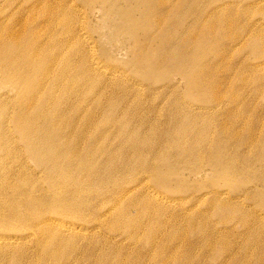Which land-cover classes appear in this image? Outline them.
<instances>
[{
    "label": "rangeland",
    "instance_id": "1",
    "mask_svg": "<svg viewBox=\"0 0 264 264\" xmlns=\"http://www.w3.org/2000/svg\"><path fill=\"white\" fill-rule=\"evenodd\" d=\"M66 1L0 0V264H264V0ZM17 123L90 149L81 192Z\"/></svg>",
    "mask_w": 264,
    "mask_h": 264
},
{
    "label": "bare ground",
    "instance_id": "2",
    "mask_svg": "<svg viewBox=\"0 0 264 264\" xmlns=\"http://www.w3.org/2000/svg\"><path fill=\"white\" fill-rule=\"evenodd\" d=\"M64 2H67L66 0H63ZM75 1V0H74ZM131 31V30H130ZM250 44V43H249ZM257 44V43H256ZM140 53V52H139ZM170 55V54H169ZM164 56H166V55H164ZM178 57H179V55H178ZM199 67V66H198ZM198 79V78H197ZM199 80V79H198ZM196 82V81H195ZM193 84V82H191V85ZM196 84V83H195ZM193 87H196V86H193ZM35 89L34 88H31V89H29V91H34ZM204 92V91H203ZM202 92V93H203ZM96 103V102H95ZM92 105V104H91ZM94 105V104H93ZM93 105H92V107H93ZM95 106H97L96 104H95ZM90 107V106H89ZM91 110V109H90ZM87 111L89 112V110H88V108H87ZM101 111V110H100ZM88 112L86 113V115L88 114ZM96 113H97V111H96ZM106 113V112H105ZM108 114V113H107ZM94 115H96V114H94ZM106 115V114H105ZM109 115V114H108ZM20 116H17V119L19 118ZM94 117V116H93ZM93 117L91 116V119H93ZM109 117V116H108ZM111 117H112V115H111ZM105 118H106V116H105ZM33 119H34V116H32V117H30V121H33ZM90 120V119H89ZM103 120H105V121H107V119H102V121ZM94 121V120H93ZM101 121V120H100ZM104 121V122H105ZM92 122V121H91ZM96 122V121H95ZM95 122H92V125H93V123H94V125H95ZM109 123H111V121L109 122ZM116 123V122H115ZM91 124V123H90ZM104 124V123H103ZM105 124H106V122H105ZM114 124V123H113ZM117 124V123H116ZM86 125V124H85ZM89 125V124H88ZM93 125V126H94ZM123 125V124H122ZM122 125H121V127H120V131H122ZM116 126V125H115ZM16 128H17V133L19 134V136L24 140V142H25V145H26V147H27V150H28V152L32 155V158H33V161L35 162V164L39 167V166H41V167H44V168H46L47 169V179L50 181V182H53V184H52V186H51V188L53 189V188H55V187H58V188H61V186L63 187V188H61V189H68V185L66 184H64L65 186H63L62 184H63V182L64 181H66L67 182V180L66 179H72L73 181H72V186H73V188H74V193H78L79 191H80V189H79V185H81V182H82V180L81 179H79L78 178V176L77 177H75L74 176V170L75 171H81V169L79 168L81 165H82V163L83 162H87L88 160H89V154L91 153V151H90V149L89 150H85V152H84V154L82 155L80 152H78L76 155H74L75 156V160H73L72 161V159L69 161L68 160V163L65 165V166H63L62 164H61V162H62V160H64V159H66V158H71V156L72 155H70L69 154V149L68 148H70L71 146H70V144H69V146L68 145H66V148L64 149V150H61V152L60 153H58V152H56V151H54L53 149V151L52 150H50L49 149V147H48V143L45 141V139L39 134V133H37V130L35 129V128H33V130L30 132L29 131V129L27 128V126H25V125H23V124H21V123H17L16 124ZM84 128H86L87 129V127H84ZM123 128H124V126H123ZM108 129V128H107ZM101 131V130H100ZM104 131H106V130H104ZM102 132H103V129H102ZM105 133V132H104ZM112 133V132H111ZM122 133V132H121ZM121 133H119V135H117V136H121L122 134ZM123 133H124V131H123ZM99 134H100V132H99ZM103 134V133H102ZM134 134V133H133ZM174 134V133H173ZM172 134V135H173ZM182 134V133H181ZM109 135V134H108ZM130 135V134H129ZM129 135H128V140L127 141H129V139L131 138V137H133V135L129 138ZM100 136V140H101V134L99 135ZM124 137H122V138H125V136L126 135H123ZM105 137V136H104ZM118 137V138H119ZM141 137V136H140ZM174 137V136H173ZM97 138V137H96ZM134 138L135 139H133V141H131L132 139H130V145L132 146V145H134L135 146V148H136V150L134 149V152L135 151H137V147H136V145H139L140 143H136V144H133L134 142H135V140H137L138 141V139H136V133H135V136H134ZM138 138V137H137ZM145 138V137H144ZM147 138V137H146ZM150 138V137H149ZM152 138V137H151ZM159 138H160V135H159ZM99 139V138H98ZM102 139H103V136H102ZM106 139H108V138H106ZM148 139V138H147ZM182 139H183V137H182ZM149 140V139H148ZM148 140H147V142H148ZM161 140V139H160ZM160 140H158V141H160ZM181 140V139H180ZM144 141V140H143ZM145 141H146V139H145ZM144 141V142H145ZM155 142H156V140H154ZM92 142V140H90L89 141V143H91ZM140 142V141H139ZM146 142V143H147ZM165 142H166V140H165ZM164 142V143H165ZM177 142V141H176ZM176 142H175V144H176ZM182 142H184L183 140H182ZM182 142H180V143H182ZM94 143V142H93ZM145 143V144H146ZM149 143H150V141H149ZM163 143V144H164ZM144 144V145H145ZM148 144V143H147ZM166 144H168V143H166ZM171 144V143H170ZM179 144V143H178ZM142 146V140H141V147H140V145L138 146V147H140L141 148V150H143L142 149V147H146L147 149L149 148V146L147 147V145L146 146ZM68 146V147H67ZM118 146V145H117ZM133 146V147H134ZM165 147H167L166 145H164ZM180 146V149H181V144L179 145ZM179 146H178V148H179ZM132 147V148H133ZM153 147V146H152ZM151 147V148H152ZM155 147V146H154ZM249 147V146H248ZM106 148H108V147H106ZM105 148V149H106ZM170 148V147H169ZM177 148V147H176ZM112 149V148H111ZM128 149V148H127ZM164 149V148H163ZM167 149H168V147H167ZM235 149H236V147H235ZM103 150V149H102ZM109 150V149H108ZM108 150H106V151H108ZM220 150V149H219ZM144 151V150H143ZM105 152V151H104ZM146 152V151H145ZM148 152V151H147ZM182 152H183V150H182ZM109 153H110V150H109ZM126 153H128V152H126ZM131 153H133V151L131 150ZM131 153H128V154H131ZM140 153V152H139ZM139 153L137 152V154L139 155ZM134 154V153H133ZM152 154H155V152L154 153H152ZM217 154V153H216ZM220 154V153H219ZM108 156L109 155H111V153L110 154H107ZM125 155V154H124ZM135 155V154H134ZM137 155V156H138ZM149 155H150V152H149ZM159 155H160V152H159ZM197 155V154H196ZM222 155V154H221ZM221 155H219V156H221ZM132 156V155H131ZM154 156V155H153ZM114 157V156H113ZM126 157V159L128 158L127 156H125ZM199 158H200V156H198ZM217 157V156H216ZM136 158V157H135ZM143 158V159H142ZM142 158H141V160L138 158H136L138 161L140 160V163L142 162V160H144V164H145V161H147V160H145V158L142 156ZM149 158V157H148ZM197 158V157H196ZM203 158V157H202ZM218 158V157H217ZM261 158V157H260ZM107 159V158H106ZM112 159H115V157L114 158H112ZM111 159V160H112ZM132 159H134V156L132 157ZM146 159H147V157H146ZM150 159V158H149ZM149 159H148V161H149ZM128 160V159H127ZM135 160V159H134ZM151 160H153V158H151ZM150 160V161H151ZM163 160H164V158H163ZM201 160H203V159H199V161L198 162H200ZM213 160V159H212ZM121 161V160H120ZM119 161V162H120ZM130 161H131V159H130ZM130 161H128V162H130ZM105 162V161H104ZM109 162H112V161H110V159H109ZM123 162L124 161H122L121 163L123 164ZM127 162V163H128ZM154 162V161H153ZM113 163V162H112ZM120 163V164H121ZM125 163V162H124ZM138 163V162H137ZM86 164V163H85ZM143 164V165H144ZM151 164V163H150ZM153 164V163H152ZM199 164L200 163H198V166H199ZM220 164V163H219ZM91 165V164H90ZM95 165V164H94ZM97 165V164H96ZM100 165V164H99ZM103 165V164H102ZM129 165H131V164H129ZM139 165V164H138ZM141 165H142V163H141ZM140 165V166H141ZM214 165V164H213ZM232 165V164H231ZM107 168H108V166L107 165H105ZM120 166V165H119ZM128 166V165H127ZM136 166V165H135ZM151 165H149V167H150ZM160 166V165H159ZM224 166V165H223ZM226 166V165H225ZM96 167V166H95ZM97 167H99L98 165H97ZM97 167H96V169H97ZM104 167V166H103ZM105 167V168H106ZM110 167V166H109ZM123 166H121V168H122ZM125 167V166H124ZM130 167V166H129ZM144 167V166H143ZM142 167V168H143ZM145 167H147V166H145ZM148 167V169H150ZM222 167V166H221ZM228 167H230V166H228ZM95 169L94 168V166L93 167H90V169ZM101 168V165H100V167L98 168L99 170H102V169H100ZM104 168V169H105ZM133 168V167H132ZM131 168V169H132ZM136 168H137V166H136ZM85 169H86V167H85ZM111 169V168H110ZM119 169H120V167H119ZM127 167H126V170L125 169H123L124 171H126L127 172ZM130 169V168H129ZM145 169V168H144ZM147 169V168H146ZM164 169V168H163ZM199 169V168H198ZM201 169V168H200ZM98 170V171H99ZM108 170H109V168H108ZM107 170V175L109 174V171H111L110 173L112 174V170H109L108 171ZM139 169H137V171H138ZM141 170L142 169H140V172H141ZM218 170V169H217ZM220 170H221V168H220ZM95 171V170H94ZM94 171H92V173L94 172ZM97 171V170H96ZM133 171V170H132ZM136 170H134V172H135ZM142 171H145V170H142ZM152 173L153 174H151V177H153L154 175H155V178H156V174H160V176H159V174H158V176L160 177V179L159 180H162V181H167L168 179H169V177H167L164 173H162L161 171H160V168L159 167H153L152 168ZM167 171V170H166ZM264 171V170H263ZM117 172H119V170H117ZM121 172H122V170H121ZM129 172H130V170H129ZM139 172V171H138ZM147 172V171H146ZM148 172H150V170L148 171ZM178 172V171H177ZM195 172H196V170H195ZM222 172V171H221ZM99 173V172H98ZM123 173V172H122ZM156 173V174H155ZM166 173V172H165ZM174 173V172H173ZM197 173H200L199 171L197 172ZM224 173V172H223ZM95 174H96V172H95ZM99 174H101V173H99ZM105 174V173H104ZM104 174H103V176H104ZM125 174V173H124ZM164 174V175H163ZM177 174V173H176ZM83 175H85L86 176V174H84L83 173ZM97 175V174H96ZM102 175V174H101ZM100 175V176H101ZM110 175V174H109ZM93 176H94V174H93ZM98 177H100L99 175H97ZM97 176H95L96 178H97ZM250 177H251V175H249ZM260 176V175H259ZM255 177V178H257V180H258V182H259V184L260 185H262V186H264V175L263 176H261V177ZM102 177V176H101ZM105 177V176H104ZM108 177V176H107ZM107 177H106V179H107ZM110 177V176H109ZM122 177V176H121ZM149 177V176H148ZM182 177V176H181ZM84 177H82V179H83ZM89 178V177H88ZM113 178V177H112ZM119 179H122V178H120V176L118 177ZM145 178H147V177H145ZM252 178H253V176H252ZM105 179V178H104ZM103 178H102V180H104ZM110 179H111V177H110ZM148 179H150V181H151V179L152 178H148ZM99 181L101 180V179H98ZM108 180V179H107ZM154 180V179H153ZM152 180V181H153ZM157 180V179H156ZM86 181H88V179L86 180ZM97 181V180H96ZM98 181V182H99ZM106 181V180H105ZM105 181H104V183H105ZM134 181V180H133ZM83 182H85V180L83 181ZM103 182V181H102ZM104 183H101L102 184V186H104ZM154 183H155V180H154ZM100 185V184H99ZM72 186L71 187H69V189L67 190V191H69L71 188H72ZM72 188V189H73ZM100 188V187H99ZM264 187H262V189H263ZM261 189V190H262ZM79 190V191H78ZM263 191H264V189H263ZM81 192V191H80ZM105 192V191H104ZM99 193H101V192H99ZM99 193H98V195H99ZM102 193H103V190H102ZM29 194V193H28ZM160 194V193H159ZM97 195V194H96ZM158 195V194H157ZM102 196V195H101ZM100 196V197H101ZM150 196V195H149ZM151 197V196H150ZM77 199V198H76ZM96 199H98V197L96 198ZM258 203V202H257ZM260 203V202H259ZM81 203L80 202H77V200L75 201V198H72V197H68V198H64V199H59V200H57V201H54V203L52 204V206L53 207H57V208H59L60 209V212L59 213H63V212H68V211H72V212H70V213H77V212H81L82 210H80V208H79V205H80ZM262 204L264 205V202L262 201ZM33 205H35V206H37V208H39V200L38 199H34V201H32V202H30V203H28V205H27V208L29 209L30 207H33ZM91 205V204H90ZM261 205V204H260ZM89 206V205H88ZM160 206V205H159ZM158 205H157V207H159ZM162 206V205H161ZM163 207V206H162ZM257 207H258V205H257ZM261 207V206H260ZM87 208V207H86ZM264 208V207H263ZM159 209V208H158ZM85 211H86V209H84ZM83 210V212H85ZM92 210V209H91ZM162 210V209H161ZM101 215V214H100ZM17 219H19L18 221L19 222H21V223H24V221H25V219H23L22 217H20V216H17V215H14ZM103 216V215H102ZM37 216H35V218H36ZM89 217V216H88ZM261 218H263V217H261ZM259 219H260V217H259ZM63 230L64 231H69L70 230V228H68V227H64L63 228ZM6 236L4 235V237L3 238H5ZM8 239H12V238H5L4 240H7L8 241ZM11 241H8V243H10Z\"/></svg>",
    "mask_w": 264,
    "mask_h": 264
}]
</instances>
